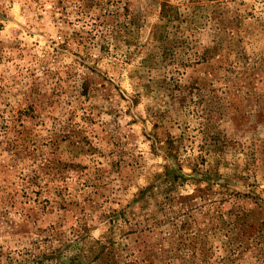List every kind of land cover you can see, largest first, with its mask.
<instances>
[{
  "label": "rangeland",
  "instance_id": "1",
  "mask_svg": "<svg viewBox=\"0 0 264 264\" xmlns=\"http://www.w3.org/2000/svg\"><path fill=\"white\" fill-rule=\"evenodd\" d=\"M0 264H264V0H0Z\"/></svg>",
  "mask_w": 264,
  "mask_h": 264
},
{
  "label": "trees",
  "instance_id": "2",
  "mask_svg": "<svg viewBox=\"0 0 264 264\" xmlns=\"http://www.w3.org/2000/svg\"><path fill=\"white\" fill-rule=\"evenodd\" d=\"M44 168H45V166H44ZM55 173V172H54ZM57 173V172H56ZM34 179V178H33ZM30 182H32V181H30ZM33 184H34V181L32 182Z\"/></svg>",
  "mask_w": 264,
  "mask_h": 264
}]
</instances>
